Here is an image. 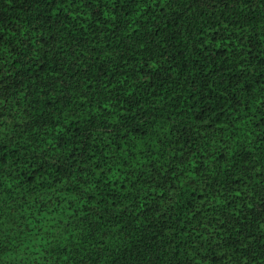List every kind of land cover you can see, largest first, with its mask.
<instances>
[{"label":"trees","instance_id":"obj_1","mask_svg":"<svg viewBox=\"0 0 264 264\" xmlns=\"http://www.w3.org/2000/svg\"><path fill=\"white\" fill-rule=\"evenodd\" d=\"M0 264H264V0H0Z\"/></svg>","mask_w":264,"mask_h":264}]
</instances>
